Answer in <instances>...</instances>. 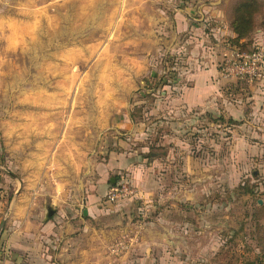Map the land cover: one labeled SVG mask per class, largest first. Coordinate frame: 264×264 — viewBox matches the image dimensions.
<instances>
[{"label": "rangeland", "instance_id": "obj_1", "mask_svg": "<svg viewBox=\"0 0 264 264\" xmlns=\"http://www.w3.org/2000/svg\"><path fill=\"white\" fill-rule=\"evenodd\" d=\"M232 46L264 49V0H0V255L264 264V81L221 75Z\"/></svg>", "mask_w": 264, "mask_h": 264}, {"label": "built area", "instance_id": "obj_2", "mask_svg": "<svg viewBox=\"0 0 264 264\" xmlns=\"http://www.w3.org/2000/svg\"><path fill=\"white\" fill-rule=\"evenodd\" d=\"M221 66V75L226 79H245L248 82L264 81V49L254 47L240 51L232 46ZM136 192L125 182H119L107 194V203H119L133 198Z\"/></svg>", "mask_w": 264, "mask_h": 264}, {"label": "crops", "instance_id": "obj_3", "mask_svg": "<svg viewBox=\"0 0 264 264\" xmlns=\"http://www.w3.org/2000/svg\"><path fill=\"white\" fill-rule=\"evenodd\" d=\"M57 219L58 217L55 218V220H51L48 223V225L43 226L42 232L48 233V232L56 231L58 234V237H57V240H58L62 238L63 236L62 232L64 230H60L58 228H55L53 230L55 225L58 224L57 222L59 220ZM40 236L42 235L40 234ZM15 240L16 239L13 237L12 239L11 238H8V240L6 239L5 244L7 245V247L5 248V250L9 246H12L11 251L13 253L20 254V255H16V254L13 255L12 252L10 253V252H7L6 250V253H8L9 255H0V264H57V262L55 261V258L61 255V253H57L53 255V257L50 255H47L45 253V250L40 247L42 243L41 241H39V237L37 238V241L35 237L33 240V237H31V233L28 230L20 234V240H19L20 244H14L15 246L11 245V242H14ZM66 264H69V263H66Z\"/></svg>", "mask_w": 264, "mask_h": 264}, {"label": "trees", "instance_id": "obj_4", "mask_svg": "<svg viewBox=\"0 0 264 264\" xmlns=\"http://www.w3.org/2000/svg\"><path fill=\"white\" fill-rule=\"evenodd\" d=\"M246 6H247L246 3H243L241 5V7H243V8H245ZM234 19L235 20H234V22L232 24V26H233V28H232L233 29V32L235 33V35H237V38H242L245 34L248 33L249 27H247L245 25L244 26H238L237 22L238 21H242V22H245L246 25H248L249 24V22H248L249 21L248 16H247L246 13L245 14H243V13L242 14H237V16ZM233 40H236V39H233ZM232 42H235V41H232ZM223 120L224 119L222 117H220V116L218 117V121H223ZM234 121L231 120V119H229L228 120V123L229 122H232V124L237 125V123H234Z\"/></svg>", "mask_w": 264, "mask_h": 264}, {"label": "water", "instance_id": "obj_5", "mask_svg": "<svg viewBox=\"0 0 264 264\" xmlns=\"http://www.w3.org/2000/svg\"><path fill=\"white\" fill-rule=\"evenodd\" d=\"M54 212H55V209L49 208L45 215V221H47ZM2 229H3V224H1L0 226V237H1Z\"/></svg>", "mask_w": 264, "mask_h": 264}]
</instances>
